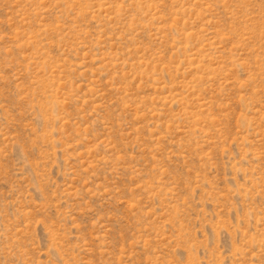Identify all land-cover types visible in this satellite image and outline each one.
<instances>
[{
  "label": "rangeland",
  "instance_id": "rangeland-1",
  "mask_svg": "<svg viewBox=\"0 0 264 264\" xmlns=\"http://www.w3.org/2000/svg\"><path fill=\"white\" fill-rule=\"evenodd\" d=\"M0 264H264V0H0Z\"/></svg>",
  "mask_w": 264,
  "mask_h": 264
}]
</instances>
